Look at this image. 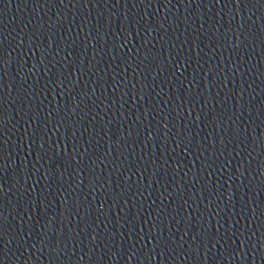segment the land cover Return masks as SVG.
I'll list each match as a JSON object with an SVG mask.
<instances>
[{
  "label": "water",
  "instance_id": "1",
  "mask_svg": "<svg viewBox=\"0 0 264 264\" xmlns=\"http://www.w3.org/2000/svg\"><path fill=\"white\" fill-rule=\"evenodd\" d=\"M264 38V0H0V264H92Z\"/></svg>",
  "mask_w": 264,
  "mask_h": 264
}]
</instances>
